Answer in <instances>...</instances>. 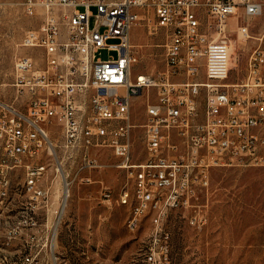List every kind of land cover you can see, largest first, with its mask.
Returning a JSON list of instances; mask_svg holds the SVG:
<instances>
[{"label":"built area","instance_id":"obj_1","mask_svg":"<svg viewBox=\"0 0 264 264\" xmlns=\"http://www.w3.org/2000/svg\"><path fill=\"white\" fill-rule=\"evenodd\" d=\"M20 5L36 20L20 44L38 50L42 65L31 54L15 57V95L0 99V208L18 201L22 168V191L39 183L37 195L28 196L30 207L53 218L49 209L57 203L63 217L73 182L90 183L92 172L104 165L102 150H109L126 171L119 199L131 205L127 228H138L150 206H157L155 244L145 261L167 264L169 210L190 207L189 222L200 226L205 218L198 206L208 195L213 169L264 166V29L256 37L250 33V19L263 14L264 0H21ZM203 10L212 18L206 26ZM143 18L168 32L164 67L156 74L132 71L137 55L131 30ZM230 18L234 28L228 27ZM213 27L215 36L208 31ZM229 32L239 43L257 41L244 76L235 80ZM102 49L117 55L102 59L97 55ZM142 93L144 120L135 124L132 99ZM137 126L143 157L134 148ZM45 152L54 154L59 186L42 181Z\"/></svg>","mask_w":264,"mask_h":264},{"label":"rangeland","instance_id":"obj_2","mask_svg":"<svg viewBox=\"0 0 264 264\" xmlns=\"http://www.w3.org/2000/svg\"><path fill=\"white\" fill-rule=\"evenodd\" d=\"M20 2L0 0V99L5 101L15 95V57L31 54L37 66L42 65L38 50L20 44L26 30L36 24L35 18L23 13ZM199 13L204 26L212 22L204 10ZM149 17L152 19L151 11ZM250 22L251 35L259 36L264 29V12ZM228 27H235L232 18ZM208 31L216 35L214 27ZM227 36L233 49L230 79L235 80L244 76L247 54L257 41L239 43L235 32ZM167 39L166 28H154L147 18L132 27L131 43L137 55L133 74H156L164 67ZM97 55L105 59L117 53L102 49ZM145 99V93L132 99L135 124L144 120ZM135 132L134 148L143 157L142 127L137 126ZM102 153L104 165L92 172V181L73 182L63 217L62 209H55L57 203L49 209L53 218H45L42 209L30 207L28 195L22 191V168L17 170L18 201L0 208V264H147L145 254L155 244L151 236L154 225L146 215L138 228H127L131 205L119 199L126 171L116 166L118 158L109 150ZM50 171L49 176L59 186V176ZM198 209L205 218L200 226L189 222L190 207L169 210L164 221L169 232L167 264H264V166L213 169L208 195L202 196ZM30 215L35 220H30Z\"/></svg>","mask_w":264,"mask_h":264},{"label":"bare ground","instance_id":"obj_3","mask_svg":"<svg viewBox=\"0 0 264 264\" xmlns=\"http://www.w3.org/2000/svg\"><path fill=\"white\" fill-rule=\"evenodd\" d=\"M43 167L44 168H42V181H44L45 183H53V179H51V177L49 176L50 169H52L51 171H53V169L55 168L54 154H52V152H45L43 158ZM37 192H39V183H32L30 186H28V196H36ZM148 215L150 216L154 228H157V206H150V212L148 213Z\"/></svg>","mask_w":264,"mask_h":264}]
</instances>
